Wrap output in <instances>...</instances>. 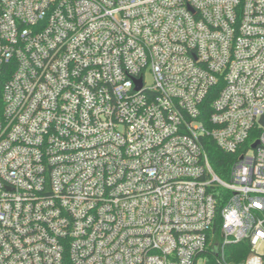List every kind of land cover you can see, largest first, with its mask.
Returning <instances> with one entry per match:
<instances>
[{
	"label": "built area",
	"instance_id": "obj_1",
	"mask_svg": "<svg viewBox=\"0 0 264 264\" xmlns=\"http://www.w3.org/2000/svg\"><path fill=\"white\" fill-rule=\"evenodd\" d=\"M238 242L264 264V0H0V264Z\"/></svg>",
	"mask_w": 264,
	"mask_h": 264
},
{
	"label": "trees",
	"instance_id": "obj_2",
	"mask_svg": "<svg viewBox=\"0 0 264 264\" xmlns=\"http://www.w3.org/2000/svg\"><path fill=\"white\" fill-rule=\"evenodd\" d=\"M207 142L208 144L206 150L215 174L224 179H227L228 172L231 166L236 161L237 156L223 153L216 148L213 142ZM214 193H216L215 196L217 197L218 206L220 207L223 204L225 196H227V194L220 189H216ZM217 228L218 226L215 225L216 231ZM249 252L250 248L246 242H238L237 244L230 245L226 248L224 261H219L212 251H207L206 253H204V255H202V257L204 260V264H239L249 255Z\"/></svg>",
	"mask_w": 264,
	"mask_h": 264
},
{
	"label": "rangeland",
	"instance_id": "obj_3",
	"mask_svg": "<svg viewBox=\"0 0 264 264\" xmlns=\"http://www.w3.org/2000/svg\"><path fill=\"white\" fill-rule=\"evenodd\" d=\"M146 82H147V84L148 83H150L151 82V79H150V77H148L147 79H146ZM203 259L201 258V259H199L197 262V264H203V261H202Z\"/></svg>",
	"mask_w": 264,
	"mask_h": 264
}]
</instances>
